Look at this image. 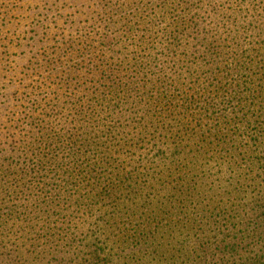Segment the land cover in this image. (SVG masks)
Instances as JSON below:
<instances>
[{
    "label": "trees",
    "instance_id": "trees-1",
    "mask_svg": "<svg viewBox=\"0 0 264 264\" xmlns=\"http://www.w3.org/2000/svg\"><path fill=\"white\" fill-rule=\"evenodd\" d=\"M167 3L130 65L106 36L68 107L13 127L0 264H264V0Z\"/></svg>",
    "mask_w": 264,
    "mask_h": 264
},
{
    "label": "rangeland",
    "instance_id": "rangeland-1",
    "mask_svg": "<svg viewBox=\"0 0 264 264\" xmlns=\"http://www.w3.org/2000/svg\"><path fill=\"white\" fill-rule=\"evenodd\" d=\"M167 1L0 0V149L15 135L13 127L28 126L27 115L48 120L69 106L79 89L68 88L87 81L72 66L83 58L89 62V51L106 53V36L105 44L123 55L105 57L128 65L134 52L160 40L176 16ZM16 140L26 137L17 134Z\"/></svg>",
    "mask_w": 264,
    "mask_h": 264
}]
</instances>
